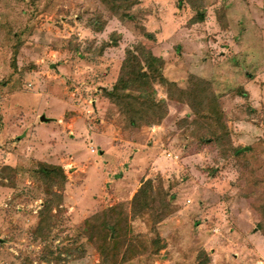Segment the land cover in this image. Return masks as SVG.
I'll use <instances>...</instances> for the list:
<instances>
[{
	"label": "rangeland",
	"instance_id": "obj_1",
	"mask_svg": "<svg viewBox=\"0 0 264 264\" xmlns=\"http://www.w3.org/2000/svg\"><path fill=\"white\" fill-rule=\"evenodd\" d=\"M198 9L190 25L186 0H0V264L264 262V0ZM138 45L180 88L211 83L223 118L192 135L188 107L142 83L168 115L128 129L103 92ZM146 180L153 209L133 217Z\"/></svg>",
	"mask_w": 264,
	"mask_h": 264
},
{
	"label": "trees",
	"instance_id": "obj_2",
	"mask_svg": "<svg viewBox=\"0 0 264 264\" xmlns=\"http://www.w3.org/2000/svg\"><path fill=\"white\" fill-rule=\"evenodd\" d=\"M186 1L190 3V6L195 12V16L189 21V24L196 25L203 23L205 13L198 9L201 0ZM134 50L138 56L131 51L126 52V57L117 81L110 91L103 92L104 98L110 102L120 116L123 117L124 121H126L129 126L128 129L135 131L144 126H158L168 115L166 101L156 100L153 93L143 94L139 92V87L142 83L162 86L166 90L167 101L188 107L190 118H185V124H188L194 129V131H191L192 135L199 133L197 129L199 126H203L202 123L212 121L211 119L213 118L215 120L221 117L223 118L224 114L212 90L211 83L200 77L191 75L189 77V85L185 89H182L176 83L169 82L162 75L163 60L161 58L154 56L150 50L142 45H138ZM205 113H207V116ZM214 137L201 136V141L205 144L219 142V138ZM40 165L42 166V171L48 176L55 173L62 182L65 181L60 166L49 167L45 164ZM154 189L153 183L149 180L141 183L140 188L130 202L133 217L151 212L155 203ZM163 191L161 185L157 187L158 194H163ZM106 211L110 214L111 219L115 213L117 215L121 214L119 215L121 216L119 220H127L128 218L122 205L110 207ZM112 227V230L114 229L115 231L114 237L118 236L117 231L119 227L117 223L114 222ZM134 241H131V252L137 249ZM137 243L140 244L139 242ZM142 249L146 252L143 247Z\"/></svg>",
	"mask_w": 264,
	"mask_h": 264
},
{
	"label": "crops",
	"instance_id": "obj_3",
	"mask_svg": "<svg viewBox=\"0 0 264 264\" xmlns=\"http://www.w3.org/2000/svg\"><path fill=\"white\" fill-rule=\"evenodd\" d=\"M169 82H174V81H170L166 76H164ZM198 77V76H197ZM174 83H176V82H174ZM177 86H178V84H177ZM179 87V86H178ZM41 117H44V116H41ZM40 117V118H41ZM45 118V117H44ZM47 121L46 122H41L40 121V119H39V122L43 125V124H46V123H49L51 120H49V119H47V118H45ZM57 123H58V121H57ZM154 128H156V127H154ZM146 129V128H145ZM141 130V129H140ZM130 162L132 163V168H130V170L132 171V172H134L133 170H136L137 168L135 167V166H138L137 165V162H138V160H137V156H135L134 158H133V160H130ZM134 176H135V174H134ZM109 179V178H108ZM108 181H110V179L108 180ZM147 181V180H146ZM141 184V183H140ZM112 185H116V187H119L118 185L119 184H117V183H113ZM113 187H115V186H113ZM129 190V189H128ZM125 191H127V190H125ZM124 191V192H125ZM134 192H136V190L134 191ZM115 195H116V193H114ZM131 195H133V194H131ZM264 263V262H263ZM262 262H261V264H263Z\"/></svg>",
	"mask_w": 264,
	"mask_h": 264
},
{
	"label": "water",
	"instance_id": "obj_4",
	"mask_svg": "<svg viewBox=\"0 0 264 264\" xmlns=\"http://www.w3.org/2000/svg\"><path fill=\"white\" fill-rule=\"evenodd\" d=\"M40 121H41V122H46L47 120H46L44 117H41V118H40Z\"/></svg>",
	"mask_w": 264,
	"mask_h": 264
},
{
	"label": "built area",
	"instance_id": "obj_5",
	"mask_svg": "<svg viewBox=\"0 0 264 264\" xmlns=\"http://www.w3.org/2000/svg\"><path fill=\"white\" fill-rule=\"evenodd\" d=\"M264 264V263H263Z\"/></svg>",
	"mask_w": 264,
	"mask_h": 264
}]
</instances>
